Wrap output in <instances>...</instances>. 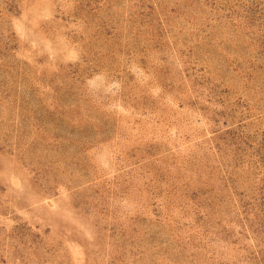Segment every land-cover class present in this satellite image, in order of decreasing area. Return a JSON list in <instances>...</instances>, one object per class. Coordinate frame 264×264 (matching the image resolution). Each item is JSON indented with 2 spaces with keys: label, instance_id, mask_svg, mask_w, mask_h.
Returning <instances> with one entry per match:
<instances>
[{
  "label": "rangeland",
  "instance_id": "rangeland-1",
  "mask_svg": "<svg viewBox=\"0 0 264 264\" xmlns=\"http://www.w3.org/2000/svg\"><path fill=\"white\" fill-rule=\"evenodd\" d=\"M0 264H264V0H0Z\"/></svg>",
  "mask_w": 264,
  "mask_h": 264
}]
</instances>
